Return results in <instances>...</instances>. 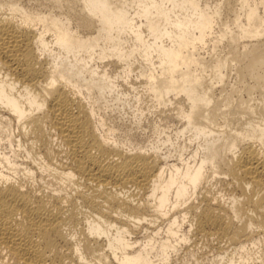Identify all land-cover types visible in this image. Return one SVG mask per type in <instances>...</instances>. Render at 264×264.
<instances>
[{"label":"bare ground","instance_id":"obj_1","mask_svg":"<svg viewBox=\"0 0 264 264\" xmlns=\"http://www.w3.org/2000/svg\"><path fill=\"white\" fill-rule=\"evenodd\" d=\"M263 92L264 0H0V264H167L184 222L210 264H264ZM102 107L156 137L125 147Z\"/></svg>","mask_w":264,"mask_h":264},{"label":"rangeland","instance_id":"obj_2","mask_svg":"<svg viewBox=\"0 0 264 264\" xmlns=\"http://www.w3.org/2000/svg\"><path fill=\"white\" fill-rule=\"evenodd\" d=\"M231 71V73H230ZM228 75L230 74V77L227 75L226 79L228 83H231L232 79L235 77L234 70H228ZM234 73V74H233ZM235 80V78H234ZM233 80V81H234ZM241 94L246 97L245 91H242ZM252 95L259 96L258 89L255 90V92L252 93ZM261 100L264 102V92L261 95ZM101 111L105 112L106 122L107 123H114L117 126V130L114 132L115 137L124 142L126 140L125 147H128V141L132 140V146L136 144L145 145L151 142L155 137V127H153V118L154 116H149V112L146 113V118L141 119L139 123L134 121L132 119V115L130 112L124 113L122 111H118L117 109L111 110L110 108L104 109V107L101 108ZM149 116V119L147 117ZM156 124H159L161 127H166V133L173 135L172 129H175L178 125V119L171 116H162L160 119H157ZM182 143V140L180 141ZM186 144L188 148H186V151H182V157H186L188 153L192 150V147L195 146V144H190L186 141ZM166 149L168 151H172V155H170V159L168 161L177 162L178 164H181L182 161L178 160V157H176V153L178 152L173 147H168L167 144L162 146V151L166 152ZM223 154V153H222ZM227 157H231L229 153H227ZM216 173L214 178L210 181V183L205 184V188H202V191L205 192L207 195H213V196H221L226 201L229 199L228 195L235 194L236 196L239 194V190L237 187L232 183V178L230 175H226L222 172V168L219 166L216 168ZM223 173V175H221ZM226 175V177H224ZM202 192V194H203ZM198 198L194 199L195 202L200 200L201 194H197ZM139 198L144 197L143 194L138 195ZM166 221L165 219L163 222ZM165 223L160 224V226H164ZM186 227H188V223L184 222L182 229L187 232L189 235L188 243L181 242L176 244L174 248H169V259L167 264H194V258L199 257L201 264H210L211 260L216 257V254L219 250L222 248H218L217 240L214 236H206L198 232H194L193 230H186ZM144 230H140L139 228L135 229L132 236H135L134 238H137L138 240L146 239L148 238L146 234H143ZM222 245V243H220ZM103 251V249H102ZM254 258L255 257V251L251 254ZM249 264L251 263V259H249Z\"/></svg>","mask_w":264,"mask_h":264}]
</instances>
